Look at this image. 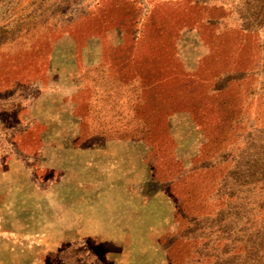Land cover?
<instances>
[{"label": "rangeland", "instance_id": "1", "mask_svg": "<svg viewBox=\"0 0 264 264\" xmlns=\"http://www.w3.org/2000/svg\"><path fill=\"white\" fill-rule=\"evenodd\" d=\"M178 1L162 0L157 10L168 15ZM95 2L0 0V47L34 42ZM206 26L200 19L182 30L171 19L155 28L170 62L195 82L168 119L173 145L105 144L90 119L72 114L83 73L124 41L116 19L101 38L86 32L30 47L35 80L0 98V264H183L206 243L232 264H261L264 184L257 193L252 183L264 178V139L254 146L244 126L241 149H230L234 136L218 143L215 130L232 116L212 100L231 77L218 67ZM16 131L35 139L27 154L9 142ZM210 165L218 168L203 172Z\"/></svg>", "mask_w": 264, "mask_h": 264}, {"label": "trees", "instance_id": "2", "mask_svg": "<svg viewBox=\"0 0 264 264\" xmlns=\"http://www.w3.org/2000/svg\"><path fill=\"white\" fill-rule=\"evenodd\" d=\"M161 1L96 0L78 17L40 31L34 42L10 41L2 45L0 98L28 89L35 80L31 46L86 32L93 38H101L110 30L111 20L116 19L124 41L111 46L103 62L83 73L84 88L77 95L76 114L91 119L104 141L150 140L173 145L168 119L187 105L195 82L170 62L168 46L155 35V28L173 19L179 29L185 30L202 19L215 47L218 67L229 71L231 77V81L218 88V95L212 100L213 106L226 103L232 116L215 130L218 136L223 133L218 143L234 136L230 149H241L245 143L238 133L245 126L250 127V140L255 146L264 139V0H179L168 15L157 10ZM239 81L248 85L244 87ZM237 86L239 89L235 90ZM9 142L16 151L27 154L35 139L16 131L10 135ZM218 165H210L203 172L217 169ZM167 183L171 185L172 181ZM262 184L264 178L252 183L257 193ZM261 195L264 196V191ZM257 209L262 212V205ZM189 251L183 264H223L222 258L232 264L230 254L221 256L207 243ZM259 260L264 264V257ZM233 264L248 263L234 258Z\"/></svg>", "mask_w": 264, "mask_h": 264}, {"label": "crops", "instance_id": "3", "mask_svg": "<svg viewBox=\"0 0 264 264\" xmlns=\"http://www.w3.org/2000/svg\"><path fill=\"white\" fill-rule=\"evenodd\" d=\"M78 95V94H77ZM77 101H78V97H77ZM77 101H75L74 102V104L72 105V114H73V116L74 117H78L79 115L78 114H76V104H77ZM79 117H84V116H79ZM84 118H87V117H84ZM91 120V119H90ZM92 121V120H91ZM95 128V127H94ZM95 135L99 138V140H101V142H103V143H116V142H122V141H104V140H102L99 136H98V134H97V132H96V130H95ZM21 153H23L24 154V152H21Z\"/></svg>", "mask_w": 264, "mask_h": 264}]
</instances>
